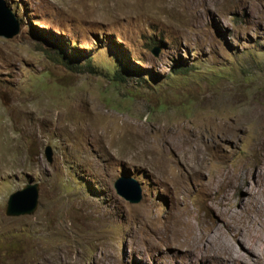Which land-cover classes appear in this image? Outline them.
<instances>
[{
    "label": "rangeland",
    "instance_id": "1",
    "mask_svg": "<svg viewBox=\"0 0 264 264\" xmlns=\"http://www.w3.org/2000/svg\"><path fill=\"white\" fill-rule=\"evenodd\" d=\"M1 2L19 33L0 37V264H224L204 252L221 218L210 188L242 166L221 209L243 213L264 188V0ZM168 160L181 197L159 182ZM123 174L139 202L115 192ZM27 183L35 213L7 217ZM176 198L208 232L196 249L167 233ZM226 240L229 264H264L261 241Z\"/></svg>",
    "mask_w": 264,
    "mask_h": 264
},
{
    "label": "bare ground",
    "instance_id": "2",
    "mask_svg": "<svg viewBox=\"0 0 264 264\" xmlns=\"http://www.w3.org/2000/svg\"><path fill=\"white\" fill-rule=\"evenodd\" d=\"M157 137L160 140V137ZM157 137L155 138L157 139ZM159 142H152V144L157 147L156 151L158 152V154H162V148H158ZM199 160L201 161L200 158ZM173 164V161L168 160V162L164 165V169H162V171L165 172L167 170V173L166 175L159 174V182L166 183L167 180L170 184H172L176 195H179V197H181L183 196V191H186V185L181 172L179 171V169L175 170L173 168ZM201 166L202 162H197L196 166L190 169V172L194 176L201 178ZM236 169V173L234 169L232 171L225 170L219 174V176L215 180L213 188H210L214 192H219V194L216 195V193H211L212 197L206 204L207 208L216 207L218 209L219 214L221 215V218L212 223L211 230H213V237L211 238V242L207 244V247L205 248L204 252L211 254L216 259L220 258L224 261V264H229L231 262L240 260V256L235 254L232 251L231 246L228 244L226 240L227 234L247 236L251 242L249 246L250 251L253 252L257 248L255 242L261 241L259 249L264 250V188L261 194H255L253 191L248 190V198L246 200L247 207H245V213H243L242 210L237 209H221V207L225 203L227 195L226 190L223 189L226 188L227 185L235 186L241 182L243 167L238 166ZM258 176L261 180L264 181V172H259ZM176 200L179 206L175 209L174 213L172 214V223L167 222V226L169 227L167 233L170 234L171 238L173 236L175 238H183V241H176L178 245L186 244L187 248L192 249L193 247L194 249H196L195 246H199L200 243L208 239V232L202 230H199L197 232L195 230L196 227L191 220V217H194V214L187 206L186 201H184L185 199L179 201L178 198H176ZM158 223L160 222L158 221ZM156 228L158 229L157 225ZM217 254H219L220 256H217Z\"/></svg>",
    "mask_w": 264,
    "mask_h": 264
},
{
    "label": "water",
    "instance_id": "3",
    "mask_svg": "<svg viewBox=\"0 0 264 264\" xmlns=\"http://www.w3.org/2000/svg\"><path fill=\"white\" fill-rule=\"evenodd\" d=\"M19 33V26L13 15L2 6L0 0V37L10 39ZM157 56L158 50L153 49ZM52 151L49 146L44 149V156L51 161ZM113 187L115 192L130 203H137L141 199V190L138 182L129 174H123L117 178ZM39 184L27 183L21 189L9 194L6 200L4 214L7 217H19L32 215L38 207Z\"/></svg>",
    "mask_w": 264,
    "mask_h": 264
},
{
    "label": "trees",
    "instance_id": "4",
    "mask_svg": "<svg viewBox=\"0 0 264 264\" xmlns=\"http://www.w3.org/2000/svg\"><path fill=\"white\" fill-rule=\"evenodd\" d=\"M121 77V76H120ZM122 78V77H121Z\"/></svg>",
    "mask_w": 264,
    "mask_h": 264
}]
</instances>
